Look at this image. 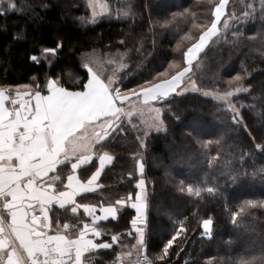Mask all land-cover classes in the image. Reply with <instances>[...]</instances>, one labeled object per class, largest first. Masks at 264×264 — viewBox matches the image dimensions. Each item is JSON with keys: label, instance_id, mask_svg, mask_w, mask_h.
I'll return each mask as SVG.
<instances>
[{"label": "trees", "instance_id": "trees-1", "mask_svg": "<svg viewBox=\"0 0 264 264\" xmlns=\"http://www.w3.org/2000/svg\"><path fill=\"white\" fill-rule=\"evenodd\" d=\"M13 1L15 10L0 12V89L12 93L23 85H30L26 88L30 92L37 86L46 89L49 79L70 92L83 91L89 74L80 58L89 53L98 55L103 64L110 62L105 66L118 72L121 91L136 90L168 64L183 62L187 48L210 27L221 0H107L115 1L127 16L104 17L91 24L82 22L89 15L84 0ZM262 8V0H228L231 30L206 46L191 71L205 90L248 89L231 100L239 121L223 104L187 94L158 104L163 107L161 133L142 139L120 121L115 131L94 145L95 158L78 171L82 181L99 167L100 154L106 152L112 160L102 169L96 190L77 197V203L126 204L114 220L97 224L102 231L97 243H112L113 235L118 240L109 249L87 255L90 264H117L119 246L134 242L131 203L140 179L147 191L145 253L150 264H264ZM46 48L57 51L45 53ZM32 56L37 57L35 62ZM115 64L123 68L119 71ZM67 173L68 167L63 176ZM52 209L51 230L57 223L60 227L68 223L64 234L76 239L86 217ZM206 219L213 222L209 233L203 230ZM177 233L165 258L159 259L165 243Z\"/></svg>", "mask_w": 264, "mask_h": 264}, {"label": "snow or ice", "instance_id": "snow-or-ice-1", "mask_svg": "<svg viewBox=\"0 0 264 264\" xmlns=\"http://www.w3.org/2000/svg\"><path fill=\"white\" fill-rule=\"evenodd\" d=\"M226 3V2H225ZM225 3L221 7L215 9V17L220 19L221 13L224 9ZM91 7H95L92 0H89ZM264 4V0H262ZM8 7L15 8V3L12 0H8ZM251 8V5H249ZM264 9V8H262ZM0 11H7V9L0 8ZM248 15V13H245ZM227 22H225V27H227ZM217 23L215 22L207 31H204L200 37L199 41L189 47L185 52V58L188 64L192 63L193 57L205 47L206 42L216 34ZM233 35H237L233 32ZM62 47V45L57 46ZM56 48H46L45 53H54ZM32 61H36L37 57L32 56ZM87 67V66H85ZM189 71V68H187ZM90 74L91 83L87 81L84 90L80 91L83 95L76 100H65L62 97L56 95V90L61 88L58 81L52 79L47 80L46 83V93L43 86H37L35 91L31 93H25L16 91L13 94L11 91L6 92L4 89H0V264H90V261L85 253H91L96 249H109L118 240L117 235L111 237L112 243H96L94 239L89 238L91 233L92 237H100L102 235L101 229L97 225V221H104L111 218H116L117 210L111 206L104 207L101 206L99 211L101 215H96V206L78 204L75 197L83 192L94 191L93 185L98 180L106 162L110 163L112 157L106 152L99 155V167L95 172L92 173L91 177L86 181H82L77 175L76 170L80 167L82 163H86L92 159V152L85 156L82 161H78V157L74 154L75 151L83 147L81 142H77L76 147L69 150L65 146V151L58 152L53 160L48 166L47 171H40L38 169H32V164L34 162H39L42 159L43 154L40 153L39 147L33 145L29 147L30 144L39 136L44 133L53 131L52 121H61L65 126H68L71 121L65 118L64 107L66 105H71L73 110L77 109L81 105L89 106L92 108L101 107L107 97H111L115 103L119 99L127 100L128 97L124 96L121 98L120 90L114 89L112 87L113 81L111 78L105 83L104 80L100 78L99 75L93 73L91 69H88ZM185 73L175 74L170 80H165L160 83L153 84L150 87L144 88L141 92H133V95L139 99L141 96L144 98L146 96L152 97L151 101H158L162 98L170 96L172 93L176 92L182 78ZM35 80V77H33ZM100 81L105 85L106 96L96 87V82ZM24 88L31 87L30 85H23ZM171 90V91H170ZM241 89H237L240 91ZM248 89H243L247 91ZM69 91V90H66ZM226 96H231L232 93L228 92ZM106 113L97 117V121L103 122L108 119L109 116L112 118L108 120L106 127L103 129L101 135L102 139L96 141V144H100L105 137L109 135V130L115 131L119 125L118 121L121 119L120 113ZM155 111L159 113L160 108H156ZM130 115V113H128ZM97 121H92L96 123ZM115 126V127H114ZM83 125L76 131H82ZM163 127L162 122L160 123V128ZM66 143V142H65ZM73 159L75 162H73ZM70 164V173L67 174V183H64L63 173L64 170ZM140 171L143 172V165L140 167ZM52 175H49V174ZM74 175L81 184H88L83 191L76 192L75 195L68 199L66 203L52 201L49 204H45L43 208H38L30 202L31 198L36 196L35 189L46 187H52L59 185L64 191H69V176ZM32 177H35L34 179ZM51 182V184L49 183ZM91 182V183H90ZM144 185L143 179L139 180L136 187L140 191L135 193V202L131 203V207L137 211V196L138 194L143 201L144 197ZM97 187L99 185H96ZM191 191V189H189ZM131 199V195L128 197ZM19 201V203H17ZM117 204H123L125 201L118 200ZM52 204H57L59 208L64 209L66 205L70 206V211L72 214L77 213L78 208H83V211L92 218L91 223H85L83 228L84 238L90 241L89 246L82 249L78 255H73L70 249H61L55 241H50L44 238V233L39 229V220L36 221V229L32 230L29 224L28 209L34 208L35 210L31 213L32 216L36 215V209L38 208L39 213L47 212L48 218L50 212L53 209L50 207ZM249 206H257L255 201H248ZM24 207L25 214L22 217V223L28 225L27 238L21 242L19 239H12L9 237L8 233L4 231V224L7 223L13 212ZM264 206V205H260ZM143 208L145 205L143 203ZM87 210V211H86ZM235 216V214H234ZM43 219V217H42ZM59 220V217H57ZM144 220V215L140 221ZM49 222L50 219H49ZM212 220L206 219L203 221V228L206 232L210 231V225ZM70 227L68 223H65ZM132 224L137 225V220L133 219ZM52 224H49V228ZM75 228L76 225H71ZM48 228V229H49ZM136 233L143 243V233L144 227L137 226ZM14 235V234H13ZM174 235L171 239L167 241L163 249V255L160 259L163 260L164 255H167L168 250L172 247L174 241L177 238Z\"/></svg>", "mask_w": 264, "mask_h": 264}, {"label": "rangeland", "instance_id": "rangeland-1", "mask_svg": "<svg viewBox=\"0 0 264 264\" xmlns=\"http://www.w3.org/2000/svg\"><path fill=\"white\" fill-rule=\"evenodd\" d=\"M12 2L14 3L13 0H12ZM84 2L86 3V6H87L88 11H89V15L86 18L82 19V22L86 23V24L94 23L98 19L104 18V17L114 18V19H117V18L123 19L127 16L126 12L124 10H122L120 8V5H117L115 1L109 2L107 0H92V2L95 5L94 8L90 6L89 0H84ZM224 3H225V6H224V9L221 13L220 19L217 18V21H214V20H216V17L214 15L215 9L217 7H221ZM0 8L7 9V11H0V12H9L12 9L15 10V8H9L8 7V0H0ZM227 9H228V0H221L220 3L214 7L213 21H212L210 27L216 22L217 23V32L214 36H212L206 42L205 47L202 50H200L193 57L191 64H188V62L185 58V53H184L183 62L180 65L179 64H168L158 75L153 76V78L146 85H144V86H142L136 90L134 89L131 91H126V92L121 91V89L117 85V83L119 81L118 76H117L118 72L112 71V68L109 69V68H106V66H105V63H110V62L105 61V63L103 64V62L100 60L98 55H94V53L84 54L81 56L80 66L85 68L87 70L88 74H89L88 69H91V71L93 73L99 75L100 78L102 80H104L105 83H107L108 79L111 78L113 81L112 87L114 89L120 90L121 98L124 96L128 97L127 100L119 99V94H118V97H117L118 100L115 103L113 102L111 97H108V100H110V102H111V108H112L111 113H118L121 110H123L122 113H120L121 119L118 121V123L120 121H123L131 129H133L136 134L141 136L142 139L147 137V135L150 133H158V132L161 133L164 130V125L162 128H160V123L162 122L161 116H162L163 107H160L158 104L164 102L165 100H167L171 97L178 98V97H183L187 94H198V95H201L203 97L213 99V101H215L216 103L223 104L225 106V108L227 109V111H229V113L233 116V118L235 120L239 121V111L235 107V105L232 103L231 100H232V97H234L240 93L246 92V91H243V89H241L240 91H237V89H239V88H233V89H229L227 91L225 90V91H221V92H217V91L213 92V91L205 90V89L198 87V85L196 84L195 76H193L191 74V71L193 69H195V67L197 65H199L200 60H198V58L202 54V51L206 48V46L212 40H215V41L220 40L221 38H223L224 35H226L231 30L233 20L231 17H227ZM225 22H227V25H228L227 27H225ZM193 44H195V43H193ZM192 45L190 47H192ZM109 58L112 60V62H115L114 59H112L111 57H109ZM115 65L119 71L123 68V65H121V64H115ZM85 66H87V67H85ZM187 68H189V71ZM181 72H184L185 75L182 78L179 86L177 87L176 92L172 93L170 96H168L166 98H162L158 101H151L152 97L146 96L143 98L141 96L139 99H137L136 96L133 95V92L139 93L144 88L150 87L153 84L160 83V82H163L165 80H170L172 78V76H174L175 74L178 75ZM89 78H90V74H89ZM97 84H100L102 87L105 88V85L103 83H101L100 81L96 82V87H97ZM22 89H26V88L22 87V88L15 89V90H22ZM228 92H231L232 95L226 96L225 94ZM156 108H160L161 111L159 113H157L155 111ZM128 113H130V115ZM111 118L112 117L106 119V122L108 123V120H110ZM97 123H93V124L89 123L88 125L85 126L90 131H83L82 135H86L87 132H90L89 141H90L91 146H90V148L86 147L87 144L89 143V141H88L86 143V145H84L82 148H80V150H79L80 152H83V153L85 151L90 152L91 148L93 147V144L96 143V141L99 138L101 139L102 136H99V135H101V133H102L103 129L106 127L107 123L99 122V121H97ZM90 126H92V127H90ZM99 131H101V132L99 133ZM111 131H113V130H109V133ZM95 132H98V134L95 135ZM160 161L161 160L157 158V162L160 163ZM181 164L183 165L184 168L187 169V161H183ZM183 167H181V168H183ZM174 174H177V172H174ZM163 176H166V175L164 174ZM138 191H140L139 188H137V192ZM133 202H135V200ZM143 203L145 205V208H143ZM146 210H147V191H146V183H145L143 201L141 200V197L138 194V196H137V211L135 210L137 212V216H136L137 224L139 226L144 227L143 243L141 244V240L138 237V234L136 233L134 236V242L132 243V245H130V246L124 245V250H123L124 252H122V253H124V256L119 257V261L124 262V264H130L134 260V256L138 253H141L142 247H145V245H146V240H147ZM143 215H144V220L140 221V219L143 217ZM203 230H204V228H203ZM210 230H211V227H210ZM204 232L209 233L210 231L206 232L204 230ZM163 249H164V247H163ZM163 249H162V255H163ZM118 255H119V253H118ZM165 256L166 255H164V258H165ZM159 259H160V257H159Z\"/></svg>", "mask_w": 264, "mask_h": 264}, {"label": "crops", "instance_id": "crops-1", "mask_svg": "<svg viewBox=\"0 0 264 264\" xmlns=\"http://www.w3.org/2000/svg\"><path fill=\"white\" fill-rule=\"evenodd\" d=\"M88 82L91 83L90 78H89ZM97 88L102 93H104L106 96V90L104 87H102L100 84H97ZM5 91L8 92L9 90L5 89ZM17 91L25 92V93H31L27 89H22V90H17ZM15 92L13 94H15ZM45 94H47V93H45ZM56 95L58 97L64 98L65 100L72 101V100H76L77 98L81 97L83 95V93L72 92V91L70 92V91H66L63 88H58L56 90ZM63 111L65 114V118L70 120L71 123L68 126H65L61 121L53 120L52 121V128L54 130L51 132H48V133H44L43 135L37 137L32 142V144L29 145V147L36 145L37 147H39L40 153L43 154L41 161L34 162L32 164V166H31L32 169H38L40 171H47L48 166H50L51 162L53 160H55L56 154L58 152L65 151V146H67V148L69 150H71L74 147H76L78 141L81 142V144L83 146L86 145V143L90 139V135H89L90 132H87L86 135H82V132L83 131H90V130L85 126L88 125L89 123L93 124L92 121H97V117H99L101 115H104L106 113L111 114L112 108H111V102H110V100H108V97L106 96L104 104L101 107L92 108L89 106L81 105L77 109L73 110L72 106L69 104V105H66L64 107ZM110 117L111 116H109L108 118H110ZM81 125L84 126L82 131H79V132L76 131V129L80 128ZM90 127H92V126H90ZM99 133H100V131H99ZM97 134H98V132H95V135H97ZM99 136H102V135H99ZM95 144L96 143L93 144V147L91 148L90 152L85 151L83 153V152L79 151L80 148H82V147L78 148L74 153L78 157V161H82L83 158L85 156L89 155L91 152H92V159L95 158V155L93 154V148H94ZM90 146H91V144L89 141V143L87 144L86 147L90 148ZM92 159H90L86 163H82L80 165V167L76 170L77 176H78V171L81 168H83L84 166L88 165V163ZM73 162H75L74 159H73ZM106 164H108V162L105 163L104 167L106 166ZM104 167H103V169H104ZM69 173H70V164L68 165V173L67 174H69ZM67 174L63 176L64 177V183H67V180H66ZM49 175H52V174L50 173ZM32 178L34 179L35 177H32ZM49 183L51 184V182H49ZM96 185L97 184L95 182V184L93 185L95 190L97 188ZM88 186H89L88 184H81V182L79 180H77L74 175H70L69 176V191H64L59 185L54 186V188L56 187L55 189H53L50 186L46 187L44 189L36 188L35 189L36 196L34 198H31L30 202L38 208H43L45 204H49L52 201L66 203L67 200L71 199L75 195L76 192L83 191ZM94 191L80 193L75 197V200L77 199V197H79L81 195L93 193ZM17 203H19V201H17ZM125 204L126 203L118 204L116 207H113V206H111V207L115 208L118 212V210H120L119 207H121V205L124 206ZM50 207L51 208L55 207L58 210H63V209L59 208V206L57 204H52V205H50ZM104 207H108V206H104ZM38 208L36 209V214H40ZM64 209H69V215L71 217H76L80 213H82L86 217L87 223H89V224L91 223L92 218L89 217L83 211L82 207L78 208L77 213H75V214L71 213L70 206H68V205H66ZM99 209H100V207H96V215H101ZM34 210L35 209L32 208V211H34ZM24 214H25L24 207L21 206L20 208L16 209L13 212L11 219L7 223L4 224V231L6 233H8L9 237L12 239H19V240H21V242H23V240L27 238L28 227H29L28 225H24L22 223V217ZM41 215H42L43 219L39 220V222H40L41 228H42L41 231H43V233L45 234L44 235L45 239L50 240V241H55L56 244L61 249H65V248L70 249L73 255H78L79 252L82 251L83 248L89 246L90 241H88L84 238V232L83 231L78 235V237L76 239H69L64 234L68 230V225L64 224L60 227V224L57 223L56 224L57 229L51 230V228H49L50 222H49L47 212H43V213H41ZM28 216H29V214H28ZM136 216H137V212L135 211V218H134L135 220H136ZM114 219L115 218L110 217L108 220H114ZM106 221L107 220L97 221V224L103 223ZM29 224H30V217H29ZM31 227H32V230L35 231V228L32 225H31ZM135 228H136V226H135ZM89 238L94 239V242L97 243V241L101 239V236L100 237H92L91 233H90ZM123 250H124V246H119V257L124 256V253H122V252H124ZM89 254L90 253H85V256H87ZM117 264H124V262L119 261V259H118Z\"/></svg>", "mask_w": 264, "mask_h": 264}, {"label": "built area", "instance_id": "built-area-1", "mask_svg": "<svg viewBox=\"0 0 264 264\" xmlns=\"http://www.w3.org/2000/svg\"><path fill=\"white\" fill-rule=\"evenodd\" d=\"M42 215H37L36 218L40 219ZM71 264V261L69 262ZM130 264H150L146 257L145 247H142V252L134 257V260Z\"/></svg>", "mask_w": 264, "mask_h": 264}, {"label": "water", "instance_id": "water-1", "mask_svg": "<svg viewBox=\"0 0 264 264\" xmlns=\"http://www.w3.org/2000/svg\"><path fill=\"white\" fill-rule=\"evenodd\" d=\"M34 205V204H33ZM33 211H32V208H29L28 209V214H29V217H30V224L36 229V227H37V225H36V221H37V216L36 217H34V216H32L31 215V213H32ZM39 229H40V231H41V224H40V222H39ZM41 232H43V231H41ZM45 235V234H44ZM0 243H2V241H0Z\"/></svg>", "mask_w": 264, "mask_h": 264}]
</instances>
